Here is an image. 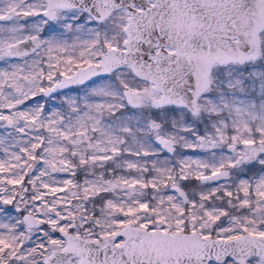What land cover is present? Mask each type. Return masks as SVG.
Wrapping results in <instances>:
<instances>
[{"label":"snow or ice","instance_id":"1","mask_svg":"<svg viewBox=\"0 0 264 264\" xmlns=\"http://www.w3.org/2000/svg\"><path fill=\"white\" fill-rule=\"evenodd\" d=\"M0 264H264V0H0Z\"/></svg>","mask_w":264,"mask_h":264}]
</instances>
